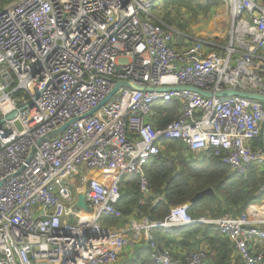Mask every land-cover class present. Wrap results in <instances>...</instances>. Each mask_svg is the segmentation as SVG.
<instances>
[{
    "label": "built area",
    "instance_id": "built-area-1",
    "mask_svg": "<svg viewBox=\"0 0 264 264\" xmlns=\"http://www.w3.org/2000/svg\"><path fill=\"white\" fill-rule=\"evenodd\" d=\"M157 1L16 0L0 9V264H117L138 245L156 264H209L194 243L181 254L155 242L156 230L197 225L230 240L243 264L263 263L251 245L264 241V211L256 219H196L187 202L164 221L101 224L119 216L124 177L139 176L148 194L144 167L167 141L189 158L213 153L243 178L264 163L263 144L256 145L264 103L156 91L264 95V0H229L224 45L212 35L188 43L155 22ZM120 82L153 91L122 86L91 114ZM172 103L178 116L160 127L161 108ZM79 194L90 212L76 207Z\"/></svg>",
    "mask_w": 264,
    "mask_h": 264
},
{
    "label": "trees",
    "instance_id": "trees-1",
    "mask_svg": "<svg viewBox=\"0 0 264 264\" xmlns=\"http://www.w3.org/2000/svg\"><path fill=\"white\" fill-rule=\"evenodd\" d=\"M14 1L16 0H0V9ZM192 1L177 0L172 2V6H188ZM205 7L199 8L205 11L210 8ZM171 23L172 21H169L167 24L172 26ZM161 109L167 112V116L157 119L158 124L160 127H166L177 118L178 104L172 103ZM262 144V139L256 143L258 146ZM185 152V148L177 142L164 143L160 154L144 167L147 195L141 191L139 176L124 177L119 185L121 200L116 206L119 216L104 218L101 221L102 226L125 228L133 218H148L151 222L164 221L169 216L171 207L191 202L199 192L208 188L214 191V195L205 197L192 206L189 213L193 218L218 219L246 214L250 219H256L259 216L264 197V172L260 170L262 166L251 168L250 174L243 178L231 174L230 167L213 153L189 159ZM154 237L159 246L172 251H186L193 247V243L198 246L202 244L208 253L209 264L210 260L213 264H238L239 257L235 259L234 247L230 240L222 238L223 236L206 225H197L173 233L162 231ZM124 264L156 263L148 252H141L133 261Z\"/></svg>",
    "mask_w": 264,
    "mask_h": 264
},
{
    "label": "rangeland",
    "instance_id": "rangeland-1",
    "mask_svg": "<svg viewBox=\"0 0 264 264\" xmlns=\"http://www.w3.org/2000/svg\"><path fill=\"white\" fill-rule=\"evenodd\" d=\"M177 0H158L152 11L155 22L167 23L187 37L188 43L207 35L222 37V44L231 40V12L229 0H193L190 5H173ZM173 2V3H172ZM210 7L208 10L201 8ZM126 253L119 256V264H124Z\"/></svg>",
    "mask_w": 264,
    "mask_h": 264
},
{
    "label": "water",
    "instance_id": "water-1",
    "mask_svg": "<svg viewBox=\"0 0 264 264\" xmlns=\"http://www.w3.org/2000/svg\"><path fill=\"white\" fill-rule=\"evenodd\" d=\"M125 86V87H129L132 88L134 90H138V91H153V89H145L142 87H138L136 85H132L130 83H124V82H120L119 84H117V86L115 87V89L112 91V93L106 98V100L104 102L101 103V105L95 110L93 111L91 114H93L94 112H96L100 107H102L117 91L120 87ZM179 90H192V91H197L200 94H202L203 96L206 97H217V98H221V97H243V98H248V99H253V100H258L262 103H264V95H258V94H248V93H243V92H238V91H223L220 93H217L216 95H212L210 93L198 90V89H194V88H188V87H165V88H160L157 89L156 91L160 92V91H166V92H172V91H179ZM14 117V113L10 114L9 116H7V120H10ZM76 121V120H74ZM3 120L0 121V125L3 124ZM69 126V124H67L66 126L62 127L61 129H59L58 131H55L53 133H51L48 137H52V136H56L59 133H62L67 127ZM262 141H263V148H264V133H263V137H262ZM34 152V150H32V153ZM214 195V191L211 188H208L202 192H199L192 200L191 203L192 205H196L199 201H201L202 199H204L205 197L208 196H213ZM77 208H82L84 211L86 212H90V208L87 206L86 202H85V196L83 194H79L78 195V203L76 205ZM172 233V232H170Z\"/></svg>",
    "mask_w": 264,
    "mask_h": 264
},
{
    "label": "crops",
    "instance_id": "crops-1",
    "mask_svg": "<svg viewBox=\"0 0 264 264\" xmlns=\"http://www.w3.org/2000/svg\"><path fill=\"white\" fill-rule=\"evenodd\" d=\"M206 154H208V153H204V154H202V155H200L198 158H201L203 155H206ZM189 159H196V158H192V157H190ZM262 167H261V171L262 172H264V163H263V165H261ZM78 181H79V179H78ZM263 193H264V189H263ZM264 211V197H263V200H262V206H261V208H260V214H259V216L258 217H260L261 216V214H262V212ZM258 217H256V218H258ZM255 219V218H254ZM128 226V225H127ZM162 231H158V230H156V231H154L153 232V235L154 236H156V235H158V234H160ZM220 235V234H219ZM221 237H222V235H220ZM222 238H224V237H222ZM224 239H226V238H224ZM177 242V241H176ZM201 246L202 247H204L202 244H201ZM234 247V246H233ZM263 247H264V241H258V242H256L255 244H253V245H251V248L254 250V251H259V252H263ZM141 248H144V246H141ZM209 248V247H208ZM179 251V253H185V252H183V251H180V250H178ZM141 252H147L145 249H140V247H139V245L135 248V249H128V250H126V251H124V253H126V256H125V259L124 260H126V262H131V261H133L134 259H135V257L139 254V253H141ZM234 257H236L235 259H238V255H237V252L235 251V248H234ZM120 262L118 261V263L117 264H119ZM238 264H243V262L239 259L238 260V262H237ZM210 264H213L212 263V260H210Z\"/></svg>",
    "mask_w": 264,
    "mask_h": 264
},
{
    "label": "clouds",
    "instance_id": "clouds-1",
    "mask_svg": "<svg viewBox=\"0 0 264 264\" xmlns=\"http://www.w3.org/2000/svg\"><path fill=\"white\" fill-rule=\"evenodd\" d=\"M262 143H263V141H262Z\"/></svg>",
    "mask_w": 264,
    "mask_h": 264
}]
</instances>
